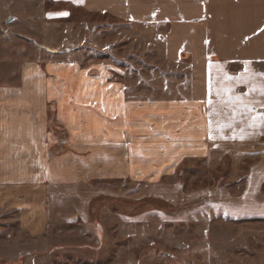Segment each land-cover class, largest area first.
Instances as JSON below:
<instances>
[{
    "label": "crops",
    "instance_id": "1",
    "mask_svg": "<svg viewBox=\"0 0 264 264\" xmlns=\"http://www.w3.org/2000/svg\"><path fill=\"white\" fill-rule=\"evenodd\" d=\"M57 1L167 26L161 34L163 54L170 62L187 59L190 80L181 97L131 98L101 66L90 76L86 71L73 72L72 65L62 70L56 61L40 64L28 58L14 67L11 60H2L0 194L14 205L27 207L23 210L27 219L51 201L57 204L56 191L63 186L123 177L149 182L155 174L174 172L187 157L264 158V124L258 120L249 126L251 116H264V0ZM217 65L234 77L248 75L246 67L258 74L245 83H221ZM219 87H231L233 92L218 97ZM253 87L257 91H250ZM233 94L251 102L252 112L241 115L237 109L233 127L221 132L216 122H229L232 109L219 105L220 114L209 117L207 100H227ZM51 102L54 105H48ZM48 107L68 129L60 145L47 129ZM209 120L213 139L208 138ZM233 135L235 139L222 138ZM245 182L256 184L255 189L247 191L246 186L229 202L257 209L231 213V217L264 218L262 163L249 167Z\"/></svg>",
    "mask_w": 264,
    "mask_h": 264
},
{
    "label": "rangeland",
    "instance_id": "2",
    "mask_svg": "<svg viewBox=\"0 0 264 264\" xmlns=\"http://www.w3.org/2000/svg\"><path fill=\"white\" fill-rule=\"evenodd\" d=\"M166 27L66 1L0 0V65L34 58L90 76L101 66L127 97H181L189 64L164 56ZM53 108L47 129L60 145L68 129ZM210 160L187 157L149 182L123 177L63 186L57 204L43 206L45 212L34 207L41 212L30 219L27 207L0 194V264H264V218L231 217L257 208L229 202L255 189L246 173L258 161L264 167V158Z\"/></svg>",
    "mask_w": 264,
    "mask_h": 264
},
{
    "label": "snow or ice",
    "instance_id": "3",
    "mask_svg": "<svg viewBox=\"0 0 264 264\" xmlns=\"http://www.w3.org/2000/svg\"><path fill=\"white\" fill-rule=\"evenodd\" d=\"M60 15H67V13H59ZM51 15V14H50ZM250 62H245V65H248ZM211 65H209V69H211ZM217 72L221 75L222 79H221V83H223V81H232V80H236L237 83H245L248 82L249 79L254 78L255 75H257L258 73H252L249 71V69L246 67L245 68V72L248 73V75H245L244 73H241L239 76H231L228 75L226 72H224L219 65H217ZM111 87V86H110ZM213 90V83L211 81V79L209 80V93L211 94ZM250 91H257V89L255 87L251 88ZM221 92H225V93H232L233 89L231 87H219L216 89V96H220ZM261 94L264 95V89H261ZM207 104L210 106V111L208 113L209 117L215 115H219L220 114V108L218 107L219 105H227L229 107H231L232 109V117L230 118L229 122L224 123V122H219L217 121V129L219 131H223L224 128H229L231 129L233 127L231 120L235 118L237 109L240 110V114L241 115H247L248 113L252 112V107H251V102L246 101L244 98H242L240 95L238 94H233L230 95L227 100L221 98L220 100L214 102L212 99H208L207 100ZM264 106V105H262ZM251 122L249 124V126H253L257 123V121L259 120L260 123L264 124V116H251L250 118ZM212 124L213 121L209 120V124H208V131H209V139H213V135H212ZM222 138H232L235 139V135H233L232 137H223ZM240 138L243 139L244 135H243V129H241V135Z\"/></svg>",
    "mask_w": 264,
    "mask_h": 264
},
{
    "label": "water",
    "instance_id": "4",
    "mask_svg": "<svg viewBox=\"0 0 264 264\" xmlns=\"http://www.w3.org/2000/svg\"><path fill=\"white\" fill-rule=\"evenodd\" d=\"M13 18V16H10L7 20L10 21Z\"/></svg>",
    "mask_w": 264,
    "mask_h": 264
}]
</instances>
